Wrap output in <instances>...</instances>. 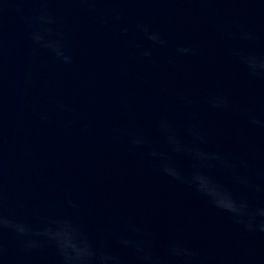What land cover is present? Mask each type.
Instances as JSON below:
<instances>
[{
	"label": "water",
	"instance_id": "95a60500",
	"mask_svg": "<svg viewBox=\"0 0 264 264\" xmlns=\"http://www.w3.org/2000/svg\"><path fill=\"white\" fill-rule=\"evenodd\" d=\"M241 55L264 61V0H0V264H65L55 233L79 243L65 223L119 264H139L126 240L163 264H264L258 226L151 155L194 167L170 152L166 122L228 159L203 171L264 208V127L208 103L224 96L264 121V79ZM172 241L192 255L176 261Z\"/></svg>",
	"mask_w": 264,
	"mask_h": 264
},
{
	"label": "clouds",
	"instance_id": "9594fccd",
	"mask_svg": "<svg viewBox=\"0 0 264 264\" xmlns=\"http://www.w3.org/2000/svg\"><path fill=\"white\" fill-rule=\"evenodd\" d=\"M241 60L245 63L250 75L255 78L264 79V61H258L255 56L245 57L243 55H241ZM186 103L190 104L192 101L187 100ZM208 103L214 109L237 112L240 116L249 120L251 124L264 127V121L257 119L247 109L231 103L224 96H213L209 99ZM161 128L167 133L170 152L186 154L195 161V164L193 169L186 173L177 166L176 161L171 155L153 151L151 155L157 158L160 170L174 180L194 186L196 191L205 196L214 207L229 213L237 224L243 225L248 231H253L258 226L259 230L264 232V208H252L244 198L237 197L229 188L203 171V169L215 167L216 164L214 162H218L222 167L233 169L231 162L217 152L204 151L196 146H185L171 131V127L166 122H162ZM190 130L201 143H206V138L198 128L193 126ZM132 143L140 145L146 142L142 137H135ZM257 217L261 218L258 225ZM5 226L11 225L3 217H0V227ZM63 228L71 229L79 241L74 247H68L61 240V231L55 233L65 264H119L118 258L109 253H101L97 257L91 251L87 240L82 239L81 234L71 224L65 223ZM20 231H23V229H20ZM37 234L39 235L40 233ZM44 235L51 236L52 234L46 231ZM124 243L135 248L136 259L139 264H163L161 258L150 249L145 248L141 242L126 240ZM80 244L83 246H80ZM169 250L172 258L176 261H184L192 255L187 249L181 248L176 241L170 242Z\"/></svg>",
	"mask_w": 264,
	"mask_h": 264
}]
</instances>
